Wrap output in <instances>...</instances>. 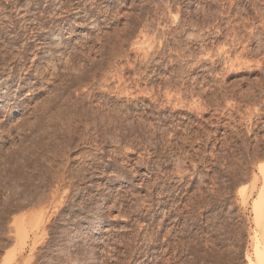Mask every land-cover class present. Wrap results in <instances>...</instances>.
I'll return each instance as SVG.
<instances>
[{
    "label": "rangeland",
    "instance_id": "obj_1",
    "mask_svg": "<svg viewBox=\"0 0 264 264\" xmlns=\"http://www.w3.org/2000/svg\"><path fill=\"white\" fill-rule=\"evenodd\" d=\"M263 7L0 0V264L255 260Z\"/></svg>",
    "mask_w": 264,
    "mask_h": 264
},
{
    "label": "bare ground",
    "instance_id": "obj_2",
    "mask_svg": "<svg viewBox=\"0 0 264 264\" xmlns=\"http://www.w3.org/2000/svg\"><path fill=\"white\" fill-rule=\"evenodd\" d=\"M231 6V5H230ZM264 8V7H263ZM257 9V8H256ZM259 11V10H258ZM229 14H230V12H229ZM264 14V13H263ZM259 16V15H258ZM251 19V18H250ZM245 23V22H244ZM245 25V24H244ZM233 27V26H232ZM212 28V27H211ZM209 29V28H208ZM244 29V28H243ZM248 29V28H247ZM217 30V29H216ZM228 30V29H227ZM234 31V30H233ZM240 32V31H239ZM253 32V31H252ZM216 33V32H215ZM249 33H250V31H249ZM238 34V33H237ZM236 34V35H237ZM235 35V36H236ZM247 35V34H246ZM251 35V34H250ZM263 36V35H262ZM231 37V36H230ZM244 37H245V35H244ZM248 37V36H247ZM237 38V37H236ZM254 38V37H253ZM260 38V37H259ZM258 38V39H259ZM46 39V38H45ZM263 40V39H262ZM240 41V40H239ZM257 41V40H256ZM213 42V41H212ZM215 42V41H214ZM224 42V41H223ZM206 44V43H205ZM235 45H236V43H235ZM244 45V44H243ZM247 46V45H246ZM224 47V46H223ZM221 48V47H220ZM244 48H246V47H244ZM222 50V49H221ZM251 50V49H250ZM224 51V50H223ZM249 51V50H248ZM217 52V51H216ZM205 53V52H204ZM210 53V52H209ZM223 53H225V52H223ZM241 54V53H240ZM257 54H259V53H257ZM254 55V54H253ZM211 56V55H210ZM263 56V55H262ZM202 57V56H201ZM208 57V56H207ZM206 57V58H207ZM145 58V57H144ZM222 58V57H221ZM235 59H237V58H235ZM242 61V60H241ZM248 62V61H247ZM261 62V61H260ZM242 63V62H241ZM258 63V62H257ZM256 63V64H257ZM248 64V63H247ZM255 64V63H254ZM200 65H201V63H200ZM232 65V64H231ZM192 66V65H191ZM233 66V65H232ZM196 67V66H195ZM221 67V66H220ZM227 67V66H226ZM249 67V66H248ZM228 68V67H227ZM93 69V68H92ZM235 69V68H234ZM240 70V69H239ZM242 70H243V68H242ZM185 71V70H184ZM233 71V70H232ZM235 71H237V70H235ZM251 71V70H250ZM209 72H211L210 70H209ZM54 74V73H53ZM252 74V73H251ZM212 76V75H211ZM74 77V76H73ZM219 78V77H218ZM84 79V78H83ZM198 79V78H197ZM69 80V79H68ZM167 81V80H166ZM196 81V80H195ZM257 81V80H256ZM175 82V81H174ZM178 82V81H177ZM222 83V82H221ZM258 84V83H257ZM211 85H213V84H211ZM220 85V84H219ZM231 85V84H230ZM253 85H254V83H253ZM73 86V85H72ZM120 88V87H119ZM237 88V87H236ZM192 89V88H191ZM142 92V91H141ZM148 92V91H147ZM192 92V91H191ZM233 92V91H232ZM258 93H259V91H258ZM120 94H122V92H120ZM125 94V93H124ZM168 94V93H167ZM166 94V95H167ZM204 94V93H203ZM232 94V93H231ZM235 94V93H234ZM205 95H206V93H205ZM212 95H214V94H212ZM121 96V95H120ZM243 96V95H242ZM241 96V97H242ZM262 96V95H261ZM167 97V96H166ZM218 97V96H217ZM120 98V97H119ZM169 99V98H168ZM216 99V98H215ZM89 100V99H88ZM246 101V100H245ZM261 101V100H260ZM91 102V101H90ZM251 103H252V101H250ZM258 102H259V100H258ZM82 103V102H81ZM169 103V102H168ZM204 103V102H203ZM210 103V102H209ZM228 103V102H227ZM78 104H79V102H78ZM218 104H220V103H218ZM254 104V103H253ZM164 105V104H163ZM198 105V104H197ZM208 106V105H207ZM228 106V105H227ZM80 107V106H79ZM127 107V106H126ZM197 107V106H196ZM202 107V106H201ZM243 107V106H242ZM163 108V107H162ZM180 108V107H179ZM89 109V108H88ZM196 109V108H195ZM208 109V108H207ZM256 109V108H255ZM199 110H201V109H199ZM206 111V110H205ZM242 111V110H241ZM245 111V110H244ZM199 112H201V111H199ZM209 112V111H208ZM192 113V112H191ZM210 113V112H209ZM248 113V112H247ZM193 114V113H192ZM200 114V113H199ZM213 115V114H212ZM242 115V114H241ZM228 116V115H227ZM220 117V116H219ZM262 117V116H261ZM234 118V117H233ZM123 120V119H122ZM168 120V119H167ZM111 121V120H110ZM193 121V120H192ZM191 122V121H190ZM247 122V121H246ZM206 123V122H205ZM240 123H242V122H240ZM48 124V123H47ZM113 125V124H112ZM81 126V125H80ZM139 126V125H138ZM211 126V125H210ZM149 128V127H148ZM224 128V127H223ZM133 129V128H132ZM129 130V129H128ZM177 130V129H176ZM241 130V129H240ZM180 131V130H179ZM238 131V130H237ZM116 133V132H115ZM259 133V132H258ZM214 134V133H213ZM225 135V134H224ZM122 136V135H121ZM209 136V135H208ZM210 136H211V134H210ZM240 137V136H239ZM139 138V137H138ZM209 138V137H208ZM242 138V137H241ZM258 139H259V137H258ZM210 140V139H209ZM208 140V141H209ZM261 140H263V139H261ZM154 141V140H153ZM219 142H220V140H219ZM169 143V142H168ZM5 144H6V140H4L3 142H2V144H1V147H4L5 146ZM210 144V143H209ZM172 146V145H171ZM216 146V145H215ZM224 146V145H223ZM170 148V147H169ZM223 148V147H222ZM212 149H214V148H212ZM221 149V148H220ZM254 150V149H253ZM216 151V150H215ZM156 152H157V150H156ZM256 154V153H255ZM222 156H223V153L221 154ZM260 156V155H259ZM181 158V157H180ZM258 158V157H257ZM213 159V158H212ZM256 159V158H255ZM261 159H263V158H261ZM185 160V159H184ZM183 160V161H184ZM128 161V160H127ZM222 166V165H221ZM219 167V166H218ZM139 168V167H138ZM260 171H261V176L259 177V179L257 178L256 179V181L257 180H261V181H263V188L260 190V192H259V194H258V196H257V198H255V200L253 201V212H254V215H255V220H256V230H255V245H254V247H255V260H250V264H264V164H262L261 166H260ZM178 173V172H177ZM181 173V172H180ZM177 177V176H176ZM187 179V178H186ZM172 183V182H171ZM256 183H258V182H256ZM163 184V183H162ZM181 184V183H180ZM191 186V185H190ZM183 198V197H182ZM183 210V209H182ZM30 213H32V212H30ZM42 213V212H41ZM43 214V213H42ZM30 216V215H29ZM34 216V215H33ZM34 218V217H33ZM30 219V218H29ZM35 219V218H34ZM33 219V220H34ZM19 220V219H18ZM42 220H43V217L41 218V217H39L38 216V218H36L34 221H35V224L37 225V226H41V224L43 223L42 222ZM22 221V220H21ZM23 223V222H22ZM28 223V222H27ZM30 224V223H29ZM33 224V223H32ZM170 224V223H169ZM15 225V224H14ZM17 225V224H16ZM23 225V224H22ZM17 227V226H16ZM161 227V226H160ZM18 228V227H17ZM25 229V228H24ZM36 229V228H35ZM162 230V229H161ZM170 231V230H169ZM19 241L20 242H22V244H23V242H25V241H27V240H24L23 239V236H24V230H23V228H21V229H19ZM26 235V234H25ZM43 235V234H42ZM24 238H26L25 236H24ZM41 239V238H40ZM38 241V240H37ZM74 241H76L75 240V237L74 236H72V234L71 235H69V236H66L64 239H63V245L67 248V250L68 249H71V247H72V245H73V242ZM35 245V244H34ZM25 246V245H24ZM35 247V246H34ZM33 250V249H32ZM69 257V256H68ZM76 261V260H75ZM93 261H95V260H92L91 262H93ZM96 262V261H95ZM73 263V262H72ZM249 264V263H248Z\"/></svg>",
    "mask_w": 264,
    "mask_h": 264
}]
</instances>
